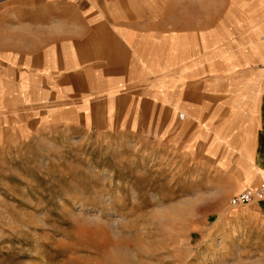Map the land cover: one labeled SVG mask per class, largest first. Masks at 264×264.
<instances>
[{
  "label": "crops",
  "instance_id": "1",
  "mask_svg": "<svg viewBox=\"0 0 264 264\" xmlns=\"http://www.w3.org/2000/svg\"><path fill=\"white\" fill-rule=\"evenodd\" d=\"M223 1L0 0V136L15 124L147 135L231 190L254 188L264 180V12Z\"/></svg>",
  "mask_w": 264,
  "mask_h": 264
},
{
  "label": "rangeland",
  "instance_id": "2",
  "mask_svg": "<svg viewBox=\"0 0 264 264\" xmlns=\"http://www.w3.org/2000/svg\"><path fill=\"white\" fill-rule=\"evenodd\" d=\"M18 126L0 136V264H264L263 199L231 201L260 181L231 190L147 135Z\"/></svg>",
  "mask_w": 264,
  "mask_h": 264
},
{
  "label": "built area",
  "instance_id": "3",
  "mask_svg": "<svg viewBox=\"0 0 264 264\" xmlns=\"http://www.w3.org/2000/svg\"><path fill=\"white\" fill-rule=\"evenodd\" d=\"M180 116L183 117V113H180ZM255 196H257L259 200L264 199V180L260 182L257 190L253 192L250 190L242 191L241 193L234 195L231 198V201L234 205H244L250 203Z\"/></svg>",
  "mask_w": 264,
  "mask_h": 264
}]
</instances>
